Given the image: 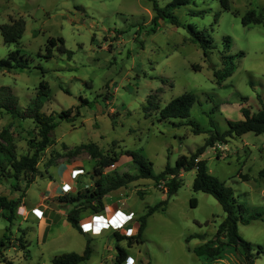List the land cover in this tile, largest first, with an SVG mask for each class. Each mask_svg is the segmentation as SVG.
Segmentation results:
<instances>
[{"label": "rangeland", "instance_id": "374dc122", "mask_svg": "<svg viewBox=\"0 0 264 264\" xmlns=\"http://www.w3.org/2000/svg\"><path fill=\"white\" fill-rule=\"evenodd\" d=\"M171 1L156 0L159 7ZM228 2L230 10L226 11L217 0H193L174 10L182 24L176 27L161 20L154 25L149 0H0V26L20 18L25 22L19 50L29 61L28 69H0V87L11 88L18 106L24 109L35 98L39 82L45 80L49 97L42 111L52 114L57 122L32 182L27 183L29 176L0 177V195L21 201L11 225L0 217V239L7 235L0 246V264H53L52 259L60 254H81L87 239L92 252L90 259L80 264L113 263L117 242L112 230L93 235L80 227L83 234L79 233L66 221L71 205L59 199L69 193L51 192L53 180L57 187L66 180L63 173L71 170L72 162L73 168L82 170L74 179L77 187L90 186L86 172L96 167L98 160L90 158L88 149L75 151L77 146L93 143L103 155L119 156L114 166L104 170L118 173H135L130 158L123 153L142 150L157 175L167 164L173 166L179 156L194 152L210 131L226 130L227 120H242V107L257 112L264 105V21L247 26L241 23L249 11L264 17V0ZM188 25L211 39L213 48L207 59L192 42ZM58 37L70 55L56 49L48 60L38 55L45 53L49 38ZM15 48L5 45L0 34V59ZM222 54L233 56L235 69L218 85L213 71L221 68ZM183 93L196 96L189 117L161 119L160 109ZM66 110L78 111V116L70 122L61 121L58 117ZM189 120L202 132L194 134L192 126L186 124ZM179 122L183 123L177 126ZM2 130L12 135L18 157L31 154L30 141L39 139L31 120L13 118L0 110ZM202 159L213 176L233 188L246 216L254 210L264 211V178L259 177L264 169V134L249 132L231 138L216 150L207 148ZM194 176V170L183 172L182 184L165 210L148 217L142 244L129 248L126 240L118 244L139 256L143 264H206L191 250L214 238L225 213L212 196L192 190ZM137 192L143 193V198ZM165 197L163 187L156 188L153 180L143 179L109 193L104 203L115 202L121 210L127 207L138 218L147 206ZM192 198L195 207L190 204ZM46 203L51 216L45 218L42 213L37 219L31 207L45 211L42 204ZM22 207L31 214L24 216ZM87 213L82 212L81 217ZM22 231L27 244L23 250L17 242ZM238 232L252 244L254 264H264V221L239 223ZM191 235H203V240L187 242ZM213 264H243L242 252L225 247Z\"/></svg>", "mask_w": 264, "mask_h": 264}, {"label": "trees", "instance_id": "16d2710c", "mask_svg": "<svg viewBox=\"0 0 264 264\" xmlns=\"http://www.w3.org/2000/svg\"><path fill=\"white\" fill-rule=\"evenodd\" d=\"M152 3L154 16L151 22L155 25L158 20L167 21L176 27L182 26L174 10L181 6L190 4L193 0H172L164 7H159L156 0H149ZM223 10H230L228 0H217ZM217 18V15H215ZM264 21L262 15H256L254 11H249L241 17V23L244 26L249 24H260ZM25 22L20 18L10 24H3L0 26V34L5 45H14V51H10L7 56L0 59V69L10 72L16 69H28V59L20 53L19 45L20 39L24 33ZM187 30L191 35L192 42L199 45L202 50L204 58L209 57L211 46V39L208 38L203 31H198L193 25H188ZM227 43L228 40L225 39ZM59 43V45L57 44ZM54 49L62 54L70 55L64 47L62 38H49L46 41L45 53L38 54L44 59L48 60L53 57ZM240 55H243L242 53ZM221 68L213 71V76L218 85H220L227 77L231 76L235 66L233 63V56L222 54L220 56ZM196 68V66H195ZM198 68V67H197ZM43 73L44 71L41 70ZM161 81H166L161 79ZM49 97V85L45 80H41L37 87L35 98L30 101L28 106L21 109L18 106V99L13 94L11 88L0 87V110L5 114L18 118L20 120H31L37 127L38 138L35 141H30L29 145L33 149L31 154H24L17 156L15 153V144L12 135L7 130L0 132V177L4 178H17L20 175L23 178H31L30 183L34 180L37 174V164L41 153L50 145L51 132L57 127V122L52 114H46L42 111L43 103ZM196 101V96L193 93H183L182 95L170 100L163 108L160 109L159 115L161 119H187L189 117L190 109ZM87 103L86 100L82 101ZM243 119L240 121L227 120V129L224 131H210L209 136L204 143L197 147L194 152L189 155L179 156L175 164L170 166L167 164L162 172L155 175L152 171V162L140 151L127 150L123 153L126 157L130 158V162L134 165L135 173H118L115 169L109 172H104L105 169L114 166L119 161L117 155H103L96 146L91 143L81 144L75 148L79 151L81 148L88 149V153L92 160H98L97 166L91 171L86 172L90 180V186L86 188H78L77 184L74 185L76 190L74 193H69L61 196L59 199L62 203L71 205L66 213L67 223L83 234L79 223L82 219L88 216L102 215L104 212V198L111 192H116L120 189H125L130 183L151 179L156 188L163 187L165 190V199L158 202L153 206H147L143 215L136 218L139 223L138 233L135 236L126 237L121 235L118 231L113 232L116 239L115 257L113 264H123L126 260L127 251L122 248L118 242L126 240V246L132 247L133 245L143 243V232L147 225V219L155 212L164 211L168 200L171 196L176 194L182 184L181 174L183 172L195 171V176L192 181V190L194 192H202L212 196L221 206L225 217L218 225L214 238L193 248L191 251L198 258L202 259L206 264H213L216 259L220 258L221 253L225 247H232L240 249L243 257V264H254L255 255L252 251V244L244 240L238 232V224H248L252 220L264 221V211L254 210L252 214H246V209L238 203L234 197L233 188L226 184V182L219 180L213 176L207 167V161L200 157L204 154L207 148L216 150L217 145L226 144L229 139L240 137L246 133H253L255 135L264 134V105L257 111L251 112L247 107L241 108ZM78 116V111L72 110L62 111L59 115L61 121L70 122L74 117ZM183 122L176 125L180 126ZM187 125L192 126V132L199 134L202 130L193 121H187ZM213 125V121L210 122ZM217 157L219 155L217 154ZM259 177L264 178V169L259 172ZM242 178L247 180V176L243 175ZM77 181V180H76ZM77 183V182H76ZM140 198H143V193L137 192ZM21 204L20 199H9L0 195V217L4 218L10 225L16 218V213ZM190 204L195 207L196 200L192 198ZM88 211L85 216L81 217V213ZM6 231L9 229L6 228ZM25 231L17 239L20 249H25L27 244L24 242ZM6 233L0 239V246H4ZM192 238H199L203 240V235H191L186 238L188 242ZM257 254L262 253L261 248L258 246ZM90 241L87 239L85 248L81 254L75 252H67L55 256L52 259L53 264H80L88 261L91 255ZM28 257V253H25Z\"/></svg>", "mask_w": 264, "mask_h": 264}, {"label": "built area", "instance_id": "2783aa9c", "mask_svg": "<svg viewBox=\"0 0 264 264\" xmlns=\"http://www.w3.org/2000/svg\"><path fill=\"white\" fill-rule=\"evenodd\" d=\"M73 164L74 163L72 162L71 166H73ZM81 171L82 170L79 168H74L71 170L70 178L72 180L76 179ZM75 190L76 187L74 185L63 184L61 187V191L63 193H74ZM108 205H105L102 215L88 216L87 218H84L80 221L79 226L82 228L86 227L88 229L86 232H90L91 234L95 235L100 234L104 230L111 229L122 233L125 232L126 234L124 236L126 237L135 236L138 233L139 223L134 217L133 213H125L120 208L116 207L115 202H112ZM113 207H115V210H112ZM31 213L37 219H40L43 212L38 209H33L31 210ZM118 215H120V217ZM115 217H117V220H115ZM97 219H101L104 224L100 225ZM112 221H114V223ZM87 223L91 224V227L87 226ZM131 230H133L132 233L130 232ZM123 264H129V258H126ZM132 264H134V262H132Z\"/></svg>", "mask_w": 264, "mask_h": 264}, {"label": "crops", "instance_id": "0c3cea01", "mask_svg": "<svg viewBox=\"0 0 264 264\" xmlns=\"http://www.w3.org/2000/svg\"><path fill=\"white\" fill-rule=\"evenodd\" d=\"M213 149V148H212ZM201 159H202V156L200 157ZM74 168H77V166H74ZM72 166H71V170H73L74 169ZM64 169H66V167L65 168H61V170H59V171H63ZM71 170H69V169H67V171L65 170L64 171V173H63V177H66V180L65 181H63L62 180V182H61V184H60V186L59 187H57V186H55L56 185V183H55V181L53 180V186L51 187L52 188V190H51V192L52 193H54V191L55 190H57L58 192L60 191L61 192V185H63V184H68V185H76V182L74 181V180H72L71 178H70V171ZM50 187H49V190L51 189ZM116 200H118V199H116ZM43 205V207H44V210L45 211H43L41 208H39V207H37V206H32L31 207V209H30V211L31 210H33V208H36V209H38V210H41L42 212H43V215L45 216V218H49L48 216L50 215L51 216V214H50V212L47 210V203L46 204H42ZM123 206H125V203L123 204ZM122 211H124L125 213H127V214H129V213H133V215H134V217H135V213H134V211L133 210H131V209H129V208H125L124 210H122ZM22 212H23V214H24V216H29L31 213H29L26 209H24V207H22ZM43 219V218H42ZM133 231V230H132ZM145 231V230H144ZM114 232V230H112V233ZM94 235V234H93ZM112 236H113V234H112ZM114 237V236H113ZM112 247H110V249H111ZM115 248V247H114ZM110 251V250H109ZM115 253H114V256L113 257H115V254H116V251H115V249L113 250ZM127 258H129V264H132V262H134V264H143V262H140V260H139V256H135L134 254H129L128 252H127ZM114 259V258H113ZM113 264V263H112ZM148 264V263H147Z\"/></svg>", "mask_w": 264, "mask_h": 264}, {"label": "bare ground", "instance_id": "6f19581e", "mask_svg": "<svg viewBox=\"0 0 264 264\" xmlns=\"http://www.w3.org/2000/svg\"><path fill=\"white\" fill-rule=\"evenodd\" d=\"M108 210L111 211L110 209H108ZM112 210H115V207H113ZM118 216L120 217V215H118ZM115 220H117V217H115ZM97 221H99L100 225L104 224V222L101 219H97ZM112 222L114 223V221H112ZM87 226L91 227V224L87 223Z\"/></svg>", "mask_w": 264, "mask_h": 264}]
</instances>
